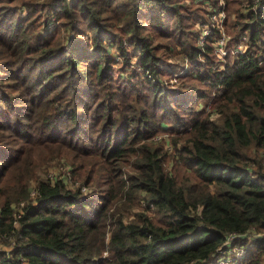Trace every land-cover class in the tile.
<instances>
[{
    "label": "trees",
    "instance_id": "obj_1",
    "mask_svg": "<svg viewBox=\"0 0 264 264\" xmlns=\"http://www.w3.org/2000/svg\"><path fill=\"white\" fill-rule=\"evenodd\" d=\"M224 1L247 51L218 69V0H0V264H209L264 234V11Z\"/></svg>",
    "mask_w": 264,
    "mask_h": 264
},
{
    "label": "built area",
    "instance_id": "obj_2",
    "mask_svg": "<svg viewBox=\"0 0 264 264\" xmlns=\"http://www.w3.org/2000/svg\"><path fill=\"white\" fill-rule=\"evenodd\" d=\"M246 12L251 11L254 14H259L260 12L264 11V0H249L248 3H246ZM225 1L219 0V10L216 13H213L211 16V24H202L201 25V39L199 40V43L203 45L205 43V40L208 36L211 35L213 29L218 30L219 38L217 39V42L214 45V54L215 58L217 59V66L215 68L223 69L226 64V57L230 52H232L234 55H245L247 51V37L245 35H242L239 37V43L236 44L234 48L228 47V41L230 40V36L226 33L224 28V23L226 19L225 14ZM191 61L186 58L184 65L190 64ZM258 64L261 66H264V56L260 57L258 59ZM185 70H183L184 73ZM178 76H175L174 84L177 82ZM171 84V82H170ZM257 236H264V234L257 235ZM236 237L231 236L229 241L225 243V245L218 250V254L216 256H220L221 252H227L232 251L235 255L232 256L235 258H243L245 249L243 245H235L233 240H235ZM236 246V247H235ZM231 247H234L233 249H230ZM230 249V250H229ZM232 260H230V257L224 259L221 264H230Z\"/></svg>",
    "mask_w": 264,
    "mask_h": 264
},
{
    "label": "rangeland",
    "instance_id": "obj_3",
    "mask_svg": "<svg viewBox=\"0 0 264 264\" xmlns=\"http://www.w3.org/2000/svg\"><path fill=\"white\" fill-rule=\"evenodd\" d=\"M263 12V11H262ZM262 12H260L259 14H257V15H262ZM191 64V63H190ZM190 64H188V65H181L180 64V68L178 67V68H173V69H170L169 68V70H168V73L170 74L168 77H164L166 80L169 78V81L171 82V84H174V82L175 81H173L174 80V78H175V76H178L179 78H181V74H184L183 73V70H185L184 72H187V70H188V68H189V65ZM124 75H125V73H124ZM198 105L200 104L201 106V109H207L208 110V107L206 106L205 107V105H206V102L204 101V100H202V101H200L199 103H197ZM197 105H195V107H196ZM198 107V106H197ZM49 165H51V164H49ZM50 173L51 174H55L58 170L55 168V166H53V165H51L50 166ZM254 236V235H253ZM262 238H264V237H258V236H256V237H249L248 238V240L249 241H252L251 242V244L248 246V247H244V249H245V253H244V257L243 258H235L234 259V257H232V256H234L235 254L232 252V251H228V253L226 252H221L220 254V256H216L209 264H221L220 262H222L224 259H226V258H228V257H230V260H232L231 261V263L230 264H240V262H242V261H244L245 259H246V256H247V252H248V249L249 248H251V246H253V244H255V242L254 241H256V240H258V239H262ZM236 247V246H235ZM234 247H231L230 249H233ZM229 249V250H230Z\"/></svg>",
    "mask_w": 264,
    "mask_h": 264
},
{
    "label": "crops",
    "instance_id": "obj_4",
    "mask_svg": "<svg viewBox=\"0 0 264 264\" xmlns=\"http://www.w3.org/2000/svg\"><path fill=\"white\" fill-rule=\"evenodd\" d=\"M249 2V0H243V6H245L246 7V3H248ZM217 6H219V0H218V5ZM217 8V7H216ZM218 10H219V8H217V9H214L213 11H215L216 13L218 12ZM225 14H226V12H225ZM227 18V17H226ZM225 21H226V19H225ZM240 36H242V34L240 35ZM246 37H247V35H246Z\"/></svg>",
    "mask_w": 264,
    "mask_h": 264
}]
</instances>
